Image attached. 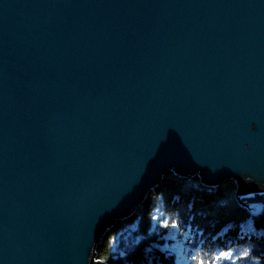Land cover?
I'll list each match as a JSON object with an SVG mask.
<instances>
[{
  "label": "water",
  "instance_id": "1",
  "mask_svg": "<svg viewBox=\"0 0 264 264\" xmlns=\"http://www.w3.org/2000/svg\"><path fill=\"white\" fill-rule=\"evenodd\" d=\"M171 172L264 193V0H0V264H97Z\"/></svg>",
  "mask_w": 264,
  "mask_h": 264
},
{
  "label": "trees",
  "instance_id": "2",
  "mask_svg": "<svg viewBox=\"0 0 264 264\" xmlns=\"http://www.w3.org/2000/svg\"><path fill=\"white\" fill-rule=\"evenodd\" d=\"M161 214L180 221L182 229L161 228L151 219ZM228 248L237 254L251 250L237 264H264V193L240 196L235 180L209 187L199 175L183 178L171 172L133 217L114 224L96 256L106 264H196L191 257L197 251L208 260Z\"/></svg>",
  "mask_w": 264,
  "mask_h": 264
},
{
  "label": "snow or ice",
  "instance_id": "3",
  "mask_svg": "<svg viewBox=\"0 0 264 264\" xmlns=\"http://www.w3.org/2000/svg\"><path fill=\"white\" fill-rule=\"evenodd\" d=\"M151 219L158 221L159 226L163 229L181 230L183 227L180 221L164 218L163 214L160 216H152ZM112 243H115L114 237ZM250 256V249H245L237 254L235 249L228 248L227 250L211 254L210 259L208 260L203 259V254L200 251H197L196 254L192 255L191 259L195 261L196 264H225V262H228V264H237L238 261L247 260ZM97 264H103V262L98 261ZM255 264H260V261L256 260Z\"/></svg>",
  "mask_w": 264,
  "mask_h": 264
}]
</instances>
